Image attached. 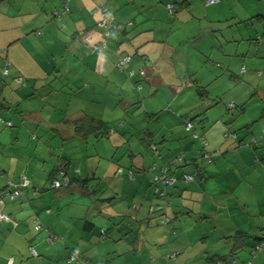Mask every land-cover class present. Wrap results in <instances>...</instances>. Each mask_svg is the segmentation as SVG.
Segmentation results:
<instances>
[{
	"label": "crops",
	"instance_id": "0c3cea01",
	"mask_svg": "<svg viewBox=\"0 0 264 264\" xmlns=\"http://www.w3.org/2000/svg\"><path fill=\"white\" fill-rule=\"evenodd\" d=\"M63 1L0 0V187L30 181L2 207L16 226L0 222V264H68L71 249L73 264H264V250L250 255L264 238V146L245 144L264 129V0H68L55 19ZM99 5L124 26L106 41ZM222 89L237 112L216 105ZM184 120L218 153L162 200L150 174L124 175L155 151L197 156ZM62 178L88 180L90 195L49 188Z\"/></svg>",
	"mask_w": 264,
	"mask_h": 264
},
{
	"label": "trees",
	"instance_id": "16d2710c",
	"mask_svg": "<svg viewBox=\"0 0 264 264\" xmlns=\"http://www.w3.org/2000/svg\"><path fill=\"white\" fill-rule=\"evenodd\" d=\"M219 1V0H218ZM218 3V2H217ZM67 4V8H68V2L66 3ZM167 4V3H166ZM171 4V3H170ZM214 4H216V3H214ZM63 5H65V0L62 2V4L60 5V7L57 9V10H55L54 12H55V14L57 13L59 16H58V18L56 17V15L54 14V18L55 19H59L62 15H65V14H67L68 12H69V8H68V12L67 13H64V14H61L60 12H61V10H62V6ZM173 5V4H172ZM205 5H212V4H206V0H205ZM173 7H174V12L172 13V14H170V15H173L174 13H175V11L177 10V8L173 5ZM166 9V8H165ZM167 11V10H166ZM121 25V24H120ZM122 26V25H121ZM123 28H124V26H122V29H120V30H118V31H115V32H113L112 33V35L113 34H115L116 32H120V31H123ZM111 35V36H112ZM110 36V37H111ZM258 40H259V37L257 38ZM9 63L8 62H5V64H4V66L2 67V70H1V79L2 78H4V77H6L7 76V74H8V67H9ZM4 70H6V74H3V72H4ZM140 70V68L138 69V71ZM143 70V69H142ZM2 82V81H1ZM23 85H24V83H22ZM202 91H199V93H201ZM229 104H232V103H229ZM229 104H228V106H227V109L228 110H234L237 106L235 105V104H233V107L232 108H230L229 107ZM262 115H264V109H263V111H262ZM7 123L8 122H6L5 124H6V126H7ZM93 123V122H92ZM100 123V122H99ZM10 124V123H9ZM186 124H190L191 125V128L190 129H186ZM10 126V125H9ZM8 127V126H7ZM183 128H184V130L189 134V136L192 138V140H194L195 142H198V144H199V147H200V150L198 151V155L197 156H195V157H193L192 159H187V158H185L184 157V155H183V153H179V154H176V155H174V156H171L170 157V159L166 162V163H164V162H160L161 161V159H162V156L161 155H159V153L157 152V151H155V160H153V162H151V164L148 166V167H146V168H143L142 170H140V171H134V170H132V169H128L127 171H126V173H125V178L128 180V181H131V180H133L134 179V176H135V174L136 173H141V174H146V173H148V174H150V176H151V185H153V186H155V193H156V195L160 198V199H162V200H164V198L167 196V192H166V189L167 188H169V187H172V186H175V185H177V183H179V182H181V183H183V184H190V183H193L194 181H195V176H196V173L198 172L199 173V171L201 170V166L204 164V163H207V164H210L212 161H213V158L215 157V155H217V153L218 152H214V151H209L208 150V144H207V141H206V139L204 138V136H202L199 132H197L196 131V129H195V127H194V124L192 123V121H189V120H184L183 121ZM76 129V132L77 133H79V132H82V130H84V131H86V132H89V133H93L94 132V127H90V128H88V129H83V128H81V126L80 127H76L75 128ZM264 131V129H261L260 131H259V133L256 135V136H254V137H251L245 144L246 145H248V146H251V147H253V148H257V147H259V146H264V142H262V143H258V144H254L253 143V141L254 140H259V138H260V135H261V133ZM85 132V134L84 135H82L83 137H85L86 136V133ZM225 135L227 136L228 135V133L227 132H225ZM231 137H234L233 136V134H229ZM241 143V142H240ZM240 143H238L239 145H241ZM163 160V159H162ZM159 161V162H158ZM188 167H190L191 168V171H186L187 169H188ZM0 175H2L3 176V174L0 172ZM60 175L62 176V177H66L67 175H66V169H62L61 171H60ZM191 177V180H189V181H186L185 180V177ZM19 179H20V177H19ZM19 179H18V181H19ZM64 178H62V179H60V180H53L51 183H50V185H49V188L50 189H52V190H65V189H67L68 188V186H69V184L70 185H77L78 186V189H80L81 190V192L84 194V195H86V194H88L87 196H89L90 195V193H89V191H88V187H87V183H88V180H77V182H70L69 183V181H66V180H63ZM166 180H171V183H165V181ZM7 181H9V182H11V183H13V184H15V183H18V181L17 182H12V181H10V180H6V182ZM29 181V180H28ZM6 182L4 183V185L3 186H1L0 187V189H4V188H6ZM54 182H57L58 183V187H54ZM158 186V187H157ZM30 187V181H29V185L27 186V187H25V188H22L21 189V197L23 196V191L24 190H26V189H28ZM35 191H38V193H39V190L37 189V190H35ZM20 197V198H21ZM20 198H15L14 200H9L8 198H6V197H3L2 198V204H0V212H2V214H4L6 217H7V220H0V222H3V223H9L10 225H11V227L12 228H14L15 226H16V223H15V221L9 216V215H7L6 213H4L3 211H2V207L5 205V203H6V200L7 201H9V202H13V201H17L18 199H20ZM165 205H167V203H165ZM164 205V206H165ZM148 209H149V211L151 210V209H154V206H149L148 207ZM162 219H167L168 220V222H160V220H162ZM158 223L160 224V226H169V225H171V223H172V221L168 218V217H161L159 220H158ZM37 225H39V226H41L42 227V230H40V231H36L35 230V226H37ZM33 229L36 231V232H41V231H47V229L41 224V223H39L38 221H37V219H34V221H33ZM170 233H172V235L173 234H176L175 233V229H171L170 230ZM49 235H51V236H53V237H55L56 239L51 243V244H53L55 241H57L58 240V238L54 235V234H52V233H48V235L47 236H49ZM101 235H102V238L104 237L103 235H104V232L103 231H101ZM47 236H46V238H47ZM240 235L239 234H236V235H234L233 236V239H240ZM46 238H45V241H46ZM262 240H264V238H262V239H260V240H258L255 244H254V246L255 245H257L259 242H261ZM47 242V241H46ZM48 243V242H47ZM254 246L252 247V249H251V251H250V255H251V257H254L256 254H258L259 252H261L262 250H264V247L262 248V249H260L259 251H256V252H254L253 254L251 253L252 252V250H253V248H254ZM30 247V246H29ZM28 247V248H29ZM34 250V249H33ZM35 251V250H34ZM73 251H76L77 252V254L80 256V252H79V250L78 249H71L70 250V252H69V254H68V257H67V263H68V258H69V256H70V254H71V252H73ZM36 253V252H35ZM31 255V254H30ZM37 255V254H36ZM35 255V256H36ZM32 256V255H31ZM34 257V256H33ZM167 258L168 259H174L175 258V256L173 255V254H171V255H168L167 256ZM79 261H81V256H80V260L78 259V260H76V261H73V262H71V263H68V264H73V263H77V262H79ZM248 264H250V261H248L247 262ZM221 264H227V263H225V261H221Z\"/></svg>",
	"mask_w": 264,
	"mask_h": 264
},
{
	"label": "built area",
	"instance_id": "2783aa9c",
	"mask_svg": "<svg viewBox=\"0 0 264 264\" xmlns=\"http://www.w3.org/2000/svg\"><path fill=\"white\" fill-rule=\"evenodd\" d=\"M68 0H65V5H63L62 10H61V14L67 13L68 12V8H67V3ZM218 0H206V4H214L217 3ZM165 8L167 10V12L169 14H172L174 12V7L172 4L167 3L165 4ZM97 12L99 14V19L96 22V27L98 29L101 30L102 36L104 38V40H108L110 38V36L112 35L113 32L118 31L120 29H122V26L120 24L115 23L114 18L107 14V10L104 6L99 5L97 7ZM55 14V12H54ZM56 17L58 18V14H55ZM131 61V56L129 55H123V56H119L116 62V66L120 69H126V67L128 66V64ZM139 75L143 76L144 75V71L142 69H140L139 71ZM3 74H6V70H4ZM127 75L130 77L133 75V71L127 70ZM139 89V87H138ZM229 107L232 108L233 104H229ZM10 124L7 123V126H9ZM191 125L190 124H186V129H190ZM264 142V131L261 133L259 140H254L253 143L256 145L258 143H262ZM186 181L191 180V177H185ZM165 183H171V180H166ZM6 188L4 189H0V204H2V198L6 197L9 200H14L15 198H20L21 197V189L25 188L29 185V181L25 176H21L18 183H11L9 181L6 182ZM54 187H58V183L54 182ZM154 209H151L150 211H153ZM0 220H7V217L2 214V212H0ZM160 222H168L167 219H162L160 220ZM36 231H40L42 230V227L37 225L34 227ZM56 238L49 235L46 238V241L51 244ZM264 247V240H262L261 242H259L257 245L254 246L253 250H252V254L256 251H259L260 249H262ZM28 252L32 255L35 256L36 253L33 250L32 247L28 248ZM80 260V256L77 254L76 251L71 252L69 258H68V263H71L73 261L76 260ZM13 259L9 258L6 261V264H12ZM248 264V263H247Z\"/></svg>",
	"mask_w": 264,
	"mask_h": 264
},
{
	"label": "rangeland",
	"instance_id": "374dc122",
	"mask_svg": "<svg viewBox=\"0 0 264 264\" xmlns=\"http://www.w3.org/2000/svg\"><path fill=\"white\" fill-rule=\"evenodd\" d=\"M242 27V26H241ZM217 73L218 74H221L222 73V71H217ZM226 89H222L221 91L219 90V96H218V99H220V100H218V99H214V100H217V104L216 105H218V106H222V107H224V109L225 108H227V106H228V103H232V104H235V105H237L234 101H229V100H227L226 102L224 101V100H226V99H228V97H231V90L230 91H225ZM223 91H225V93H222ZM215 105V106H216ZM237 110H238V106L234 109V110H232L233 112H237ZM228 113H230V112H228ZM234 114V113H233ZM135 151H137V150H135ZM102 162V161H101ZM103 163V162H102ZM24 176V175H23ZM21 177V176H20ZM26 177V176H25ZM27 178V177H26ZM28 179V178H27ZM29 180V179H28ZM79 194V193H78ZM87 199V198H86ZM88 200V199H87ZM161 227H163V226H160L159 228H161ZM168 236H169V234H167ZM159 248H164V250L166 249V246H164V245H160L159 246ZM26 249H27V251H28V248H27V245H26V248L24 249L25 251H26ZM157 249V248H156ZM163 250V251H164ZM254 263V261L252 260V264Z\"/></svg>",
	"mask_w": 264,
	"mask_h": 264
}]
</instances>
